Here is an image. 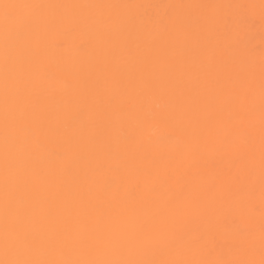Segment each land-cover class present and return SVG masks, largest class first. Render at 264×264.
I'll use <instances>...</instances> for the list:
<instances>
[{"label":"bare ground","instance_id":"bare-ground-1","mask_svg":"<svg viewBox=\"0 0 264 264\" xmlns=\"http://www.w3.org/2000/svg\"><path fill=\"white\" fill-rule=\"evenodd\" d=\"M0 264H264V0H0Z\"/></svg>","mask_w":264,"mask_h":264}]
</instances>
